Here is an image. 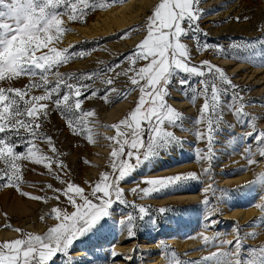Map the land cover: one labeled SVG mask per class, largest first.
<instances>
[{"label": "rangeland", "instance_id": "obj_1", "mask_svg": "<svg viewBox=\"0 0 264 264\" xmlns=\"http://www.w3.org/2000/svg\"><path fill=\"white\" fill-rule=\"evenodd\" d=\"M125 1H133L132 5L138 13L134 21L123 27L113 26L110 31L107 30L108 32L100 30L89 36L81 34L78 27H86L99 14L115 8ZM136 1L90 0L97 5V8L89 10L81 20L70 21L67 16L61 17L63 20L61 28L66 31H62L59 34L60 38L51 46H55L59 51L68 50L69 53H75V55H72L67 63L59 67V72L65 77L73 78L94 74L91 79L85 78L80 81V83L89 84L91 89L98 93L97 96L86 100L83 96L80 97L83 100V110H94V113L93 116L85 118L83 134H80L81 129L79 128L77 129L78 134H73L72 130L66 126L64 115L54 106L49 105L48 116L43 118L42 129L39 131L52 138L57 152L53 153L42 141H36V145L41 152L52 157L54 161L59 160L65 167L61 169L57 167L56 163H52L51 171H49L42 164H34L30 161L19 162L22 173L19 183L20 190L18 191L16 187H0V243L22 238L24 234H46L48 228L57 223L51 209L59 207L69 214L75 211L67 197L63 195L68 183L79 186L83 189L84 194L91 198L90 193L94 185L104 173L112 171L113 157L111 153L119 145L108 138L117 136L116 126L120 125L121 121H108L105 116L115 105L126 101L135 94L136 99L126 115L127 118L135 110L140 97L139 88H134L127 76L117 74L129 67L124 57L131 54L146 37L148 19L161 2V0H157L151 7L139 11L138 7L141 6ZM208 1L200 0L198 5L202 14V18L198 21L199 31L182 37L181 42L188 48L191 57L190 66L200 67L203 62L208 61L211 65L224 71L231 84L237 86L236 91L239 92L245 105L243 112L248 116L238 122L236 116L226 106L220 109L223 112L218 124L221 130L214 133L212 158L211 160L204 159L206 166L202 175L191 169L173 175L155 176L156 173L150 174L153 170L151 166L162 162L164 155L176 152L181 158L192 163L196 160L188 154L189 147L193 153L195 150L197 154L203 153L205 156L208 154L206 137L204 140L197 141V132H206L207 123H202L199 126L195 124V121L200 118L199 110L204 99L201 96L194 103L190 99L192 87L198 85L201 78L178 73L167 85L168 95L165 99L168 106L181 113V119L176 126L166 124L165 127L166 130L173 132L181 143L173 144L167 150L161 151L158 157L149 158L147 161L141 157L139 166L119 185L125 194L128 206L114 202L110 209L111 215L102 220L89 233L74 241L67 257L60 255L55 258L54 261H58L57 264H69V261L72 264H216L215 259L204 260V258L213 253L229 251L231 246L227 242L235 243L238 237L243 238L241 241L244 249L242 256L248 259H259L260 250L264 248V186L254 183V181L258 175L264 174V157L258 154V147L253 140L241 139L244 135L233 134L226 139L225 143H222L221 139L223 134L227 135L228 130L235 125L242 127L241 130H245V133L251 131L253 125L256 131H264L260 125V121L264 122V115H262L264 93L255 94L258 87L253 86L252 79L240 76L250 75L251 70L260 69L263 72H260L259 76H264V0H225V2L221 0L222 3L217 1L206 4ZM100 4H104L105 7L100 8ZM211 16H215L214 20L207 19ZM184 26L187 27L186 24ZM132 29L135 31L129 32ZM125 32H129L127 37H124ZM205 44L208 45L207 48H203ZM223 61H230L229 65L222 64ZM144 63V61H140L136 66H143ZM113 65L118 66L112 68L111 71H106ZM235 65L245 66L244 69L235 70ZM50 79L54 80L53 77ZM108 79L113 80L111 85L102 82ZM180 80H189L190 83L182 86ZM30 82V78L25 76L14 79L10 86L23 89ZM69 82L75 83L76 81L72 79ZM0 86L8 87L9 83L0 82ZM109 88L115 89V91L109 92L107 100H105L102 97ZM121 93L127 94L121 96ZM231 93L232 89H229L228 95L222 97V103L227 104ZM31 94L40 95L43 93L41 89H33ZM88 94L85 93V95ZM173 96L178 98L175 99ZM173 99L187 105L173 106L170 103V100ZM237 103L239 104L240 101ZM188 108L192 111H186ZM249 118H253L251 125L247 123ZM213 122L214 126H217L215 117H213ZM101 131H107V135L102 136L104 133ZM110 131H112L111 134ZM188 135H192L194 141L188 139ZM196 141L203 143L205 148L197 150ZM101 143H105L102 146H106L110 151L101 163L96 164L93 162L94 159L100 158L98 148ZM222 146H229L230 150L220 157L221 149L217 148ZM249 146H251V158L256 163L250 164L247 159ZM16 151L23 152L25 149L17 148ZM127 151L126 146L125 153ZM143 151L141 149V153ZM129 162L135 163V157ZM149 174L155 177L149 178ZM189 174H195V178L169 183L168 186L152 192L145 198H141L142 194L133 192V189L137 187H149L144 183L149 179L188 176ZM57 175L65 182H59L55 178ZM223 178L230 183L220 185L219 181L224 182ZM238 179L239 181L235 182ZM205 182L208 184L209 191L201 192ZM3 184L5 181L0 180V185ZM48 185L52 187L48 188ZM21 192L28 195H22ZM200 192L205 196L201 201L180 200L179 202V200H172L174 197L195 195ZM57 196L59 199H56ZM31 197H44L46 200L32 199ZM205 199L208 200L207 205L204 203ZM77 202H80L79 198H77ZM133 204H135V208L131 206ZM141 206L145 207L147 215L142 220L137 219L134 235L130 236L127 229L119 224V221L125 219L128 214L139 216L138 208ZM209 207L214 209V212L206 211V208ZM222 207L223 209H221ZM162 209L164 211H161ZM235 210L242 211V214L237 217L231 216ZM41 217H44L43 221ZM209 220L214 223H209ZM25 222L33 225L42 224L43 228L39 233L30 232L23 229ZM169 222L177 224V230L168 235L161 234L158 230ZM175 237H179L178 241L181 245L173 243L172 239ZM205 238H207V243ZM221 241L225 243L221 245ZM117 243H119V247L115 250L112 245ZM99 244L109 245L102 249L97 246ZM150 245L153 247L145 248ZM81 248L84 253L90 255V260L84 256L81 258L72 257ZM249 249H254L255 252L249 253L247 251ZM232 259H235V254ZM54 261L52 264H55Z\"/></svg>", "mask_w": 264, "mask_h": 264}, {"label": "snow or ice", "instance_id": "obj_2", "mask_svg": "<svg viewBox=\"0 0 264 264\" xmlns=\"http://www.w3.org/2000/svg\"><path fill=\"white\" fill-rule=\"evenodd\" d=\"M113 2H123V0H113ZM199 2L200 0H161L148 19L146 37L131 54L124 57L129 67L117 75L127 76L130 84L134 88H139L140 97L135 110L116 126L117 136L108 138L119 145L111 153L112 171L101 176L92 188L91 198L85 195L79 186L68 183L63 195L67 197L75 211L69 214L59 207L53 208L51 212L55 214L57 223L49 227L46 234H24L22 238L0 243V264H52L60 255L67 257L74 241L109 217L114 202L128 206V201L119 185L139 166L141 157L147 161L149 158L158 157L161 151L167 150L173 144L181 143L173 132L166 130L165 127L166 124L176 126L181 119V113L168 106L165 99L168 95L167 85L178 73L201 78L198 85L192 87L190 97L193 103L201 96L204 99L199 110L200 118L195 121L198 126L207 123L206 132H197L198 140H204L206 137L208 144L206 150L208 154L205 156L202 153L201 159L212 158L214 133L221 130L218 127L223 115L220 109L226 106L233 112L238 122L248 116L243 112L245 105L239 92L236 91L237 86L231 84L223 70L208 61L203 62L200 67L190 66L191 57L181 38L191 32L199 31L198 21L202 18ZM99 7L104 8L105 5L100 4ZM96 8L97 5L90 0H0V82L9 83L8 87L0 86V134H2L0 135V180L5 181L0 187H16L18 191L20 190L22 173L19 162L21 161L42 164L49 171L52 163H56L61 169L65 167L59 160L54 161L52 157L41 152L36 145V141H42L53 153L57 152L52 138L39 131L42 129L43 118L48 116L49 105L54 106L64 115L66 126L73 134H78V128L81 129L80 134H83L85 118L93 116L94 110H83V100L80 97L83 96L86 100L97 96L98 93L92 90L89 84L80 81L85 78L91 79L94 74L74 78L62 75L59 67L67 63L75 53H69L68 50L59 51L51 45L60 38L59 34L62 31H66L61 28L63 24L61 17L67 16L70 21L81 20L89 10ZM185 24L187 27L184 26ZM129 32H125L124 37H127ZM207 47V44L203 45V48ZM44 49L46 51H43ZM140 61L145 63L137 67ZM117 66L113 65L106 71H111ZM25 76L31 80L28 86L23 89L10 86L11 81ZM72 79L76 82L70 83L69 80ZM102 82L111 85L113 80ZM189 83V80H180L182 86ZM33 89H41L43 94L32 95ZM229 89H232V93L225 105L222 103V97L228 95ZM112 91L115 89H107L102 98L107 100L108 93ZM86 92L89 94L85 95ZM213 117L216 118L217 126H214ZM252 119L249 118L247 123L251 125ZM244 138L253 140L258 147V154L264 157V131H256L253 125L252 130L241 137ZM126 146L127 153H125ZM17 148H24L25 151L18 152ZM141 149L144 150L142 153ZM248 151L249 163H256L251 158V146ZM133 157L135 163H130ZM55 178L61 183L65 182L58 175ZM189 178L194 179L195 174L149 179L144 181L149 187H137L133 192L140 193L141 198H145L152 192L168 186L169 183ZM254 183L264 186V174L258 175ZM204 191L208 192L209 189ZM21 194L28 195L23 192ZM31 198L46 200L44 197ZM56 199L59 197L57 196ZM204 203L207 205L208 200L205 199ZM131 206L136 207L135 204ZM138 213L139 216L128 214L125 219L119 221L130 236L134 235L137 219L142 220L147 215V210L141 206L138 208ZM43 219L44 217H41L42 221ZM209 223L214 222L209 220ZM242 239L238 237L235 243L227 242L231 246L229 251L213 253L204 260L215 259L216 264H264V248L260 250L259 259L242 256L244 251ZM205 242L207 243V238ZM224 243L221 241V245ZM247 251L255 252L254 249ZM69 264L72 262L69 261Z\"/></svg>", "mask_w": 264, "mask_h": 264}, {"label": "bare ground", "instance_id": "obj_3", "mask_svg": "<svg viewBox=\"0 0 264 264\" xmlns=\"http://www.w3.org/2000/svg\"><path fill=\"white\" fill-rule=\"evenodd\" d=\"M156 1L157 0H140V1L137 0L136 2L139 3L140 6H141L140 8L138 7V10L141 11L143 8L151 7ZM217 1H220L221 3H222V1L225 2V0H222V1L221 0H209L206 4H209L210 2H215L216 3ZM132 2L125 1L122 4H120V5L116 6L115 8H113V9H110L108 11L106 10L107 12H102L101 14H99V16L96 19H94V21L90 22L86 27H78L79 31L81 32L82 35L89 36V35L95 34L96 32H98L100 30L102 32H106L107 30L110 31L111 28H113V26H116L118 28V27H123L126 24L131 23L132 21L135 20L137 14H138L135 11L136 8L132 5ZM214 18H215V16H211V17H208L207 19L208 20H214ZM229 62L223 61L221 63L224 64V65H229ZM244 66L243 65H238V66H236L235 70L244 69ZM260 70H251L252 72H251L250 75H246V76L240 75L242 78L252 79L253 86L258 87L257 90H255L254 93L258 94V95L261 94L262 92L264 93V76L263 75L259 76L260 75L259 73L261 72ZM173 98L177 99L178 97L177 96H173ZM135 99H136V95L133 94L126 101L115 105L110 110V112H108L106 114V116H105L107 118L106 120H108V121H113V120H115V121H123V120H125L128 111L133 107ZM175 99L170 100L171 105L176 106V107H183V106L187 105L185 103L177 102ZM186 111L190 112L192 110H190L188 108ZM262 115H264V112H263ZM260 125L264 128V122L260 121ZM241 129H242V127H238V126L235 125L234 127H232V129L228 130V134L227 135L223 134V138L222 139L220 138L221 142L225 143L226 139H228L233 134L244 135L245 134V130H241ZM104 131H101L102 133H104V134L101 133L102 136L107 135V131L106 132H104ZM109 133L111 134L112 131H110ZM188 137H189L188 139L193 140L192 139V135H188ZM197 141H198V139H197ZM197 141H196L197 150H199V149L203 150V147H204L203 143H200V142H197ZM102 145H105V143H101V146L98 148V151H99V154H100V158L94 159L93 163H96V164L101 163L103 161L105 155H107L109 153L110 149L107 148L106 146L103 147ZM217 149H221L220 152H219L220 157H223V155H225L227 153V151L230 150L229 146H227V147H223L222 146V147L217 148ZM187 150H188V154L190 156H192V158L195 159L196 161H194L192 163L189 162V161L187 162V160L185 158H181L180 155H178V153H176V152L172 153L171 155H167V156L164 155L162 157L163 158L162 162L157 163L156 165H152V166L150 165L152 167V169H153V170H151L150 174L151 173H156L155 176H159V175H173V174H181V173H183V171L185 172L188 169H191L192 171H195L197 174H201L202 175L204 173V170H205L204 167L206 166V163H205L206 160L204 161V159H201V154L202 153L201 154H197V153H195V150H194V153H193L191 147H189ZM182 159H185V160H182ZM197 164H199V165H197ZM144 167L146 168L147 166H144ZM260 168H261V166H260ZM150 174H149V178L155 177V176H152ZM223 181L224 182L219 181L220 185L229 184L230 183V181L224 180V178H223ZM237 181H239V179L236 180L235 182H237ZM207 188H208V184L205 182L204 185L202 186L201 192H203L204 189H207ZM201 192L198 193V194H195V195L188 194L187 196L185 195V196H182V197H176V198L174 197V198H172V200H177V201L179 200V202H180V200L201 201L205 197V196H203L201 194ZM176 196H178V195H176ZM221 209H223V207ZM206 211H208L209 213H212V212H214V209L209 207V208H206ZM241 212L242 211H240V210H235L234 212L231 213V216L237 217L238 215L242 214ZM41 225H39V224L33 225V224H30V223L27 224L25 222V223H23V229L28 230L30 232L39 233V232H41V230L43 228ZM177 227H178L177 224H175L173 222H169L164 227L160 228L158 231L161 234L168 235V234H171L172 232L176 231ZM178 240H179V237H175L174 239H172L173 243H175V244H177L179 246V245H181V243L179 244ZM108 245L109 244H99L97 246L102 248V249H105V248L108 247ZM84 246H86V245H84ZM112 247H114V249L115 248L118 249L119 243L112 245ZM150 247H153V246L150 245L149 247L146 246L145 248H150ZM82 256H84L87 260L91 259L90 255L84 253L82 248L80 250L76 251L75 254L72 257L81 258ZM54 263L57 264L58 261H54Z\"/></svg>", "mask_w": 264, "mask_h": 264}]
</instances>
